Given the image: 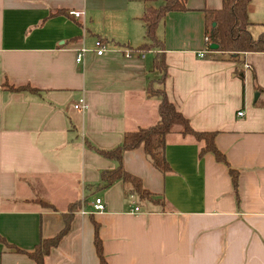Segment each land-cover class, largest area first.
<instances>
[{"label": "crops", "instance_id": "obj_1", "mask_svg": "<svg viewBox=\"0 0 264 264\" xmlns=\"http://www.w3.org/2000/svg\"><path fill=\"white\" fill-rule=\"evenodd\" d=\"M163 2L0 0V237L30 251L55 237L63 213L76 207L44 264H99L93 221L107 264H264V52L207 50L210 13L222 0H184L185 10L165 16L155 35L167 98L194 131L216 133V147L239 171L238 204L226 167L200 157V143L178 129L166 137V174L142 147L123 154V169L150 199L121 180L99 186L117 162L95 150H113L125 132L159 120L160 99L147 97L157 49H137L147 43L146 9ZM247 21L253 39L264 33V0L251 1ZM96 40L107 44L102 56L93 52ZM81 48L88 52L77 63ZM126 48L130 59L114 51ZM80 98L85 108L76 110ZM96 198L105 210L81 214ZM0 264L33 262L0 243Z\"/></svg>", "mask_w": 264, "mask_h": 264}, {"label": "trees", "instance_id": "obj_2", "mask_svg": "<svg viewBox=\"0 0 264 264\" xmlns=\"http://www.w3.org/2000/svg\"><path fill=\"white\" fill-rule=\"evenodd\" d=\"M252 0H222V8L218 11L210 13L211 20L206 27V48L211 51L209 46L215 44L218 49L215 52L221 54H240L246 52L263 53L264 52V33L257 39H253L248 31L249 22L247 21V11ZM184 0H164L158 7H148L142 17L145 25V38L147 43L139 46L137 50L149 52L154 48L157 51L153 54L152 70L161 73L158 84L160 88H155V80H152L147 87V97H158V122L147 128H138L134 131L125 132L123 134L121 144L113 150L102 151L95 150L99 155L117 162V167L112 171L101 173L100 187L107 188L114 182L121 180L129 184L135 195L139 199H150V193L143 189L141 181L127 173L122 167V157L127 151L135 150L142 147L146 157L151 161L153 167L162 174L170 172L169 165L165 159L166 137L170 133L178 129V133L183 136H192L200 143L199 156L211 154L218 163L223 164L230 176L232 189L234 191L236 203L238 204V179L239 171L229 164L226 156L219 151L215 145L216 133L196 132L194 131L187 119L176 110L174 105L168 100L164 90V82L167 78V67L165 64V56L163 44L156 35L158 24L171 12L183 11ZM63 12V11H60ZM57 12L56 14L60 13ZM214 24V26H213ZM9 90L14 92L32 91L28 87L12 88L5 85ZM264 107V102H262ZM91 148V146H90ZM44 209L56 211L52 205L42 201H35ZM76 207L70 206L67 212L63 213L64 227L53 238L40 239L37 245L30 251L22 250L14 245L8 244L0 237L2 243L8 251L26 255L33 264H44V258L55 248L62 237L68 232L70 226L71 215ZM94 225V246L99 260V264H107L103 253L101 239L99 238L98 224L93 221Z\"/></svg>", "mask_w": 264, "mask_h": 264}, {"label": "built area", "instance_id": "obj_3", "mask_svg": "<svg viewBox=\"0 0 264 264\" xmlns=\"http://www.w3.org/2000/svg\"><path fill=\"white\" fill-rule=\"evenodd\" d=\"M71 16H73L74 18H80V16L82 15V13L80 12H71L70 13ZM207 40V39H206ZM108 51V47L107 44L105 43V41L103 40H96L94 43V47H93V52L97 55V56H102L105 52ZM116 52H118L119 54L123 55V57L130 59L132 57V55L134 54V52L130 49H117L114 50ZM88 52L87 49L81 48L77 50V55H76V62L80 63L82 61V57L83 55ZM140 54H142V51H139ZM203 53L199 54V57H203ZM245 68H248L247 65H244ZM74 109L76 110H81L85 108V103L83 99H78L76 101V103L74 104ZM243 112L239 111L237 113V116L242 117ZM134 204L133 209L131 210V213L136 214L138 212H140L139 207L136 205V203L133 201L132 202ZM105 210V205L102 201V199L100 198H96L94 200V203L92 204V211L87 212V211H81V214L83 215H87V214H94V213H101Z\"/></svg>", "mask_w": 264, "mask_h": 264}, {"label": "rangeland", "instance_id": "obj_4", "mask_svg": "<svg viewBox=\"0 0 264 264\" xmlns=\"http://www.w3.org/2000/svg\"><path fill=\"white\" fill-rule=\"evenodd\" d=\"M260 30H262L261 28H259ZM252 34L254 35V36H257V35H259V32L257 31V29L256 30H253V32H252ZM155 49V48H154ZM157 49V48H156ZM155 73H156V75H157V77H156V79H155V83H154V87L155 88H160L161 86L158 84V79H160V77H161V73H159V72H156L155 71ZM256 95V94H255Z\"/></svg>", "mask_w": 264, "mask_h": 264}, {"label": "water", "instance_id": "obj_5", "mask_svg": "<svg viewBox=\"0 0 264 264\" xmlns=\"http://www.w3.org/2000/svg\"><path fill=\"white\" fill-rule=\"evenodd\" d=\"M213 26H214V24H213ZM209 48H210V50L211 51H216L217 49H218V46L217 45H215V44H211L210 46H209ZM256 97L258 96V94L256 93V95H255Z\"/></svg>", "mask_w": 264, "mask_h": 264}]
</instances>
